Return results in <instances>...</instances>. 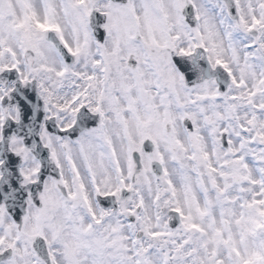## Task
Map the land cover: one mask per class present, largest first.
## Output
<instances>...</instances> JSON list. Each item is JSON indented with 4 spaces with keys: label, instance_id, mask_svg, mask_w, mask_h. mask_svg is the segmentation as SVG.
<instances>
[{
    "label": "snow or ice",
    "instance_id": "snow-or-ice-1",
    "mask_svg": "<svg viewBox=\"0 0 264 264\" xmlns=\"http://www.w3.org/2000/svg\"><path fill=\"white\" fill-rule=\"evenodd\" d=\"M0 264H264V0H0Z\"/></svg>",
    "mask_w": 264,
    "mask_h": 264
}]
</instances>
